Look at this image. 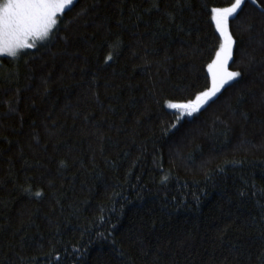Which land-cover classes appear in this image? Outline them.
Listing matches in <instances>:
<instances>
[{
  "label": "trees",
  "instance_id": "obj_1",
  "mask_svg": "<svg viewBox=\"0 0 264 264\" xmlns=\"http://www.w3.org/2000/svg\"><path fill=\"white\" fill-rule=\"evenodd\" d=\"M234 2L75 0L0 57V264H264V0L229 20L241 76L166 107L210 87Z\"/></svg>",
  "mask_w": 264,
  "mask_h": 264
},
{
  "label": "snow or ice",
  "instance_id": "obj_2",
  "mask_svg": "<svg viewBox=\"0 0 264 264\" xmlns=\"http://www.w3.org/2000/svg\"><path fill=\"white\" fill-rule=\"evenodd\" d=\"M245 2L246 0H235L231 7L211 10L216 31L222 40L219 50L215 53V59L207 65L211 85L186 103L167 102L168 109L180 114L178 120L184 115L192 116L199 112L225 88V85L241 76L240 71L228 70L235 43L229 31V18L235 17ZM74 3L75 0H2L0 2V56L15 59L24 50L37 48V42L49 39L53 31L57 29L61 18L65 15V10H74ZM251 3L260 8L257 0H251ZM153 6L158 10V4ZM260 11L264 15V8H260ZM107 59L111 60L112 57L109 56ZM164 180L166 182L167 177ZM35 195L40 197L42 193L37 191ZM53 260L58 262L60 257L53 256Z\"/></svg>",
  "mask_w": 264,
  "mask_h": 264
},
{
  "label": "rangeland",
  "instance_id": "obj_3",
  "mask_svg": "<svg viewBox=\"0 0 264 264\" xmlns=\"http://www.w3.org/2000/svg\"><path fill=\"white\" fill-rule=\"evenodd\" d=\"M0 2H2V1H0ZM231 5H232V4H231ZM231 5H230V6H227V7H231ZM221 8H226V7H221ZM230 18H231V17H230ZM230 18H229V20H230ZM229 31H230V30H229ZM47 40H48V39H47ZM47 40H45V41H43V42H37V47L40 46L41 44L45 43ZM221 42H222V40H221ZM218 50H219V48H218ZM218 50H217V51H218ZM24 51H25V50H24ZM0 57H3V56H0ZM214 59H215V58H214ZM230 62H231V61H230ZM230 62H229V64H230ZM229 64H228V70L231 71V70L229 69ZM225 86H226V85H225ZM174 103H176V102H174ZM180 103H186V102H180ZM203 107H204V106H203ZM194 114H195V113H194ZM194 114H193V115H194ZM193 115H192V116H193ZM186 116H188V115H184L183 117H186Z\"/></svg>",
  "mask_w": 264,
  "mask_h": 264
}]
</instances>
